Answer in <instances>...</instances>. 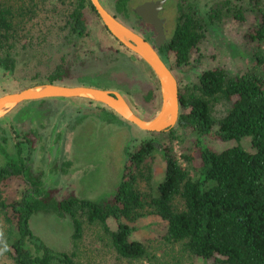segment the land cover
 <instances>
[{
    "label": "rangeland",
    "instance_id": "rangeland-1",
    "mask_svg": "<svg viewBox=\"0 0 264 264\" xmlns=\"http://www.w3.org/2000/svg\"><path fill=\"white\" fill-rule=\"evenodd\" d=\"M98 1L124 26L143 34L142 27L133 25L130 12L127 17L115 12L116 0ZM146 1L151 0H129V11ZM74 2L0 0V7L12 12H18L22 5L25 8V16L18 21L22 49L16 53L14 72L0 70V97L48 85L44 83L47 76L66 62L68 77L53 85L115 92L136 116L151 121L163 102L157 77L107 31L88 5L82 12L85 33L80 38L71 36L65 17ZM181 11L192 14L204 31L187 64L176 65L173 54L167 50L160 58L176 80L178 92L190 93L198 77L212 68H221L230 77L244 73L264 75V65L258 62L264 49L252 39L260 12L264 13V0H170L161 14L167 40L173 35ZM228 109L229 103L219 100L211 105V116L219 120ZM114 114L88 96L8 105L0 110V148L6 146L10 150L17 140H22L24 146L27 139L31 141V170L42 178L51 193L49 200L75 197L99 203L111 201L121 184L125 166L129 165L126 152L134 153L142 142H151L158 152L144 164L150 166V181L143 178L135 185L147 204L157 195V185L164 178V152L169 149L184 167L181 156L196 150L197 135L177 122L161 132L142 131ZM201 140L214 150L234 145L208 137ZM197 163L195 160L193 166ZM4 164L0 156V167ZM143 173L146 175L147 171ZM26 190L24 181L11 178L3 187L0 201L17 200ZM172 204L176 210L182 209L180 198ZM135 217L124 223L133 229L131 238L145 246L146 256L140 261L119 258L98 224H85L82 238L76 242L71 239L69 219L51 211L33 215L29 227L49 248L73 253L76 264H216L192 256L181 243L166 242V225L149 206ZM110 225L114 227L113 223ZM7 228L0 210V264H13L6 247Z\"/></svg>",
    "mask_w": 264,
    "mask_h": 264
},
{
    "label": "trees",
    "instance_id": "trees-1",
    "mask_svg": "<svg viewBox=\"0 0 264 264\" xmlns=\"http://www.w3.org/2000/svg\"><path fill=\"white\" fill-rule=\"evenodd\" d=\"M128 2L116 0L115 12L127 17ZM87 5L96 14L90 0H75L67 11L66 29L75 38L86 31L82 12ZM24 13L23 5L18 12L0 7V70L5 73L16 69L15 56L22 49L18 21ZM260 13L252 39L264 49V13ZM203 31L202 23L192 14L180 12L166 48L176 65L188 63ZM258 62L264 65V55L258 56ZM65 67L66 62L59 64L44 83L53 85L66 79ZM219 100L229 103V109L215 120L211 105ZM178 101L182 112L177 124L197 135L196 150L181 156L184 167L169 149L164 152V178L147 204L135 185L143 178L150 181V166L144 164L158 152L151 142H142L134 153L126 152L129 165L121 184L111 201L99 203L75 197L49 200L51 193L31 170V141L26 138L24 146L17 140L10 150L1 147L5 164L0 167V195L11 178H19L27 186L19 199L0 201L13 264H76L73 253L49 248L31 231L29 221L40 211L67 217L74 242L82 238L85 224H98L119 258L143 260L145 246L131 238L133 229L124 222L133 221L146 205L165 223L164 240L183 244L192 256L216 264H264V75L230 77L223 69L212 68L198 77L190 93L178 92ZM203 137L234 145L214 150L203 143ZM195 160L198 166H193ZM176 198L182 201L180 210L173 207Z\"/></svg>",
    "mask_w": 264,
    "mask_h": 264
},
{
    "label": "water",
    "instance_id": "water-1",
    "mask_svg": "<svg viewBox=\"0 0 264 264\" xmlns=\"http://www.w3.org/2000/svg\"><path fill=\"white\" fill-rule=\"evenodd\" d=\"M165 1L144 2L134 9L135 15L141 19L143 24L154 26L157 35L155 39L157 47L164 40L163 23L157 18V14L163 8ZM90 2L107 31L126 49L142 59L157 77L163 96L162 106L158 114L151 121L145 122L136 116L123 98L115 92L85 86L58 85L33 87L18 93L1 96L0 110L8 105H17L23 102L88 96L142 131L161 132L173 127L178 120L180 104L177 83L172 73L146 41L110 15L98 0H90Z\"/></svg>",
    "mask_w": 264,
    "mask_h": 264
},
{
    "label": "flooded vegetation",
    "instance_id": "flooded-vegetation-1",
    "mask_svg": "<svg viewBox=\"0 0 264 264\" xmlns=\"http://www.w3.org/2000/svg\"><path fill=\"white\" fill-rule=\"evenodd\" d=\"M155 1H158V0H151V1H146V2H155ZM170 2V0H166L165 3L163 4V8L158 12L157 14V18L160 19L163 23V32H164V40L162 41V43L160 44L159 47L156 46V43H155V39L157 37L156 35V32H155V28L153 25L151 24H143L141 22V19L135 15L134 13V9H132V11H128L130 12V14L132 16H134L133 18V25L134 26H137V27H142L143 28V34L142 35H139L144 41H146L152 48L153 50L157 53V55L159 56V58H161L162 54L166 51V48H167V43L170 41L166 39V30H165V22L161 16V14L164 12L165 10V5ZM144 3V2H143ZM140 5V4H139ZM138 6V5H137ZM136 6V7H137ZM128 12V13H129ZM129 14V15H130ZM128 28V27H127ZM129 29V28H128ZM175 29H176V26H175ZM174 29V31H175ZM132 31V30H131ZM135 33V32H134ZM174 33V32H173ZM138 35V34H137ZM173 36V35H172ZM172 38V37H170ZM142 60V59H141ZM143 61V60H142ZM162 61V60H161ZM164 65L167 67L166 63H164ZM168 68V67H167ZM45 100H49V99H45ZM54 100H57V99H54ZM39 101H43V100H39ZM32 102V101H30ZM28 115V114H27ZM29 116V115H28Z\"/></svg>",
    "mask_w": 264,
    "mask_h": 264
},
{
    "label": "clouds",
    "instance_id": "clouds-1",
    "mask_svg": "<svg viewBox=\"0 0 264 264\" xmlns=\"http://www.w3.org/2000/svg\"><path fill=\"white\" fill-rule=\"evenodd\" d=\"M0 235H2V234H0Z\"/></svg>",
    "mask_w": 264,
    "mask_h": 264
}]
</instances>
